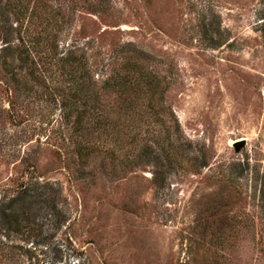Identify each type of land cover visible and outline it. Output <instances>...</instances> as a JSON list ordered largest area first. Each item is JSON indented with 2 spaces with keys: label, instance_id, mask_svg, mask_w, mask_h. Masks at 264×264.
Returning <instances> with one entry per match:
<instances>
[{
  "label": "rangeland",
  "instance_id": "obj_1",
  "mask_svg": "<svg viewBox=\"0 0 264 264\" xmlns=\"http://www.w3.org/2000/svg\"><path fill=\"white\" fill-rule=\"evenodd\" d=\"M110 1L105 13H80L73 34L94 40L92 64L124 42L144 52L165 126L147 113L117 118L123 103L110 94L116 112L100 139L111 152L75 170L45 142V124L32 128L47 107L0 67V197L29 182L31 166L53 183L55 204L19 212L17 229L0 235V264H264V0ZM133 125L168 136H145L152 153L136 157Z\"/></svg>",
  "mask_w": 264,
  "mask_h": 264
},
{
  "label": "trees",
  "instance_id": "obj_2",
  "mask_svg": "<svg viewBox=\"0 0 264 264\" xmlns=\"http://www.w3.org/2000/svg\"><path fill=\"white\" fill-rule=\"evenodd\" d=\"M110 3V0H0V67L15 91L23 90L47 107L45 120L32 122V128L40 132L45 124V142L61 157H68L75 170L85 168L94 153L111 152L112 148L100 139L102 134L110 135L109 126L116 112L108 104L110 94L116 96L115 101L123 103L117 118L124 115L136 121L147 113L157 116L156 121L161 120V126H165L160 114L165 108L161 100L164 92L159 90V72L144 58L146 54L131 42H124L92 64L88 50H92L94 40L73 34L80 13H105ZM131 128L138 140L136 157L143 154L148 157L152 153L149 150L152 146L147 145L143 150L139 145L145 136L155 140L168 136L166 127L157 133L155 128L142 130L141 125ZM165 150L164 145L159 146L161 153ZM152 160L156 167L153 183L161 187L165 171L158 169L164 164L156 151ZM23 172L29 182L22 179L14 193L0 197V235L6 237L20 224L19 212L49 199L55 208L50 192L53 183H40L34 167L28 166Z\"/></svg>",
  "mask_w": 264,
  "mask_h": 264
},
{
  "label": "water",
  "instance_id": "obj_3",
  "mask_svg": "<svg viewBox=\"0 0 264 264\" xmlns=\"http://www.w3.org/2000/svg\"><path fill=\"white\" fill-rule=\"evenodd\" d=\"M245 145V140L244 139H241V140H237V141H234L233 142V147L236 149V150H239L241 147H243Z\"/></svg>",
  "mask_w": 264,
  "mask_h": 264
},
{
  "label": "bare ground",
  "instance_id": "obj_4",
  "mask_svg": "<svg viewBox=\"0 0 264 264\" xmlns=\"http://www.w3.org/2000/svg\"><path fill=\"white\" fill-rule=\"evenodd\" d=\"M232 143V142H231Z\"/></svg>",
  "mask_w": 264,
  "mask_h": 264
}]
</instances>
